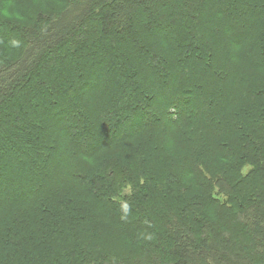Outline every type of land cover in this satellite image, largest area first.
<instances>
[{
    "label": "trees",
    "instance_id": "16d2710c",
    "mask_svg": "<svg viewBox=\"0 0 264 264\" xmlns=\"http://www.w3.org/2000/svg\"><path fill=\"white\" fill-rule=\"evenodd\" d=\"M0 152V264H264V0H0Z\"/></svg>",
    "mask_w": 264,
    "mask_h": 264
},
{
    "label": "rangeland",
    "instance_id": "374dc122",
    "mask_svg": "<svg viewBox=\"0 0 264 264\" xmlns=\"http://www.w3.org/2000/svg\"><path fill=\"white\" fill-rule=\"evenodd\" d=\"M59 92L62 91V88L59 86V89H58ZM125 93L124 92H120L118 97H119V100L124 97ZM203 100L202 96L200 95H191L190 97V100H189V105L192 107V108H196V110L198 108H200V105H199V101ZM83 127L82 126H75V125H71L69 127V132L71 134V136H75V137H79L81 134L80 131H82ZM106 128H103V130H106ZM72 132V133H71ZM88 144V143H87ZM3 154V152H0V156ZM1 161V159H0ZM1 163V162H0ZM2 165V168L0 169V172L1 173H4L3 176L9 178L11 177L13 174H14V171L12 172L11 169L6 165V164H1ZM36 169L34 168L31 173H33V171H35ZM6 196V195H5ZM9 196V195H7ZM1 197H4V195H0V198Z\"/></svg>",
    "mask_w": 264,
    "mask_h": 264
}]
</instances>
